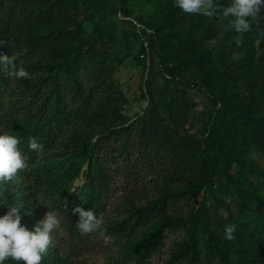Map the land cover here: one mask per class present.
<instances>
[{
	"label": "trees",
	"instance_id": "obj_1",
	"mask_svg": "<svg viewBox=\"0 0 264 264\" xmlns=\"http://www.w3.org/2000/svg\"><path fill=\"white\" fill-rule=\"evenodd\" d=\"M107 1L88 0L85 10L97 6L106 12ZM216 2L222 9L231 0ZM76 4L77 0H0V54H17V63L30 73L17 80L0 69V131L19 137L27 157L25 169L0 182V198L17 206L10 190L20 183L38 210H62L70 233L89 239L90 233L82 235L76 228L79 216L72 210L82 205L100 218L117 179L125 177L132 182L124 191L130 207L120 213L111 235L128 240L124 254L133 264H152L163 253L167 235L175 240L165 264H264V198L238 188L245 208L256 205L251 219L239 215L221 220L204 202L196 203L198 195L214 185L218 151L223 153L233 136L264 152V75L254 105L217 108L210 136L200 140L191 134L195 103L175 77L170 98H159L143 116L125 121L119 115L128 99L112 81L110 48L95 38L98 26L87 35L83 23L71 15ZM207 19L168 7L164 21L155 24L158 33L151 36V44L159 52L160 33L177 38L184 53L176 68L203 69L199 83L217 107L229 78L226 72L208 68L209 52L191 36L195 26L208 25ZM250 23V31L240 36L252 42L244 61L247 74L258 68V50L264 51V13ZM234 35L236 42L239 34ZM258 36L256 45L253 39ZM31 137L43 146L41 152L28 148ZM227 168L224 175L232 181L231 166ZM80 177L84 183L75 187ZM147 177L149 186L144 184ZM153 191L147 203L137 202ZM227 226H235L231 241L224 238ZM41 264L62 261L44 253Z\"/></svg>",
	"mask_w": 264,
	"mask_h": 264
},
{
	"label": "rangeland",
	"instance_id": "obj_2",
	"mask_svg": "<svg viewBox=\"0 0 264 264\" xmlns=\"http://www.w3.org/2000/svg\"><path fill=\"white\" fill-rule=\"evenodd\" d=\"M86 2L88 0H77V9L74 8L71 15L83 23L87 35L92 34L98 26L99 31L95 38L105 42L110 48L112 81L128 99L119 115L123 120L132 122L153 108L159 98H170L175 88L173 77L181 84L178 85L179 88H185L188 98L195 103L190 113L194 121L191 134L197 140L210 136L217 108L223 106L235 108L246 102L254 105L258 99L260 89L258 86L260 78L264 75V51L258 50L256 58L258 68L247 74L244 61L249 55L248 46L252 43L249 42L251 39L243 38L238 46L234 41L230 17H225L222 11L207 19L208 25L195 26V33L191 34L211 56L208 68L219 74L226 72L230 81L224 97L215 107L209 93L199 83L203 77V69L197 66L176 68L175 63L184 53V46L177 38H167L165 35L167 31L160 33V44L163 46L159 52L151 44V36L158 33L155 24L164 21L168 7H174L173 0H108L106 12L100 11L97 6L86 11ZM183 36L186 37L187 34L184 33ZM259 36L256 41L253 39L256 45L261 41ZM237 54L240 58L233 59ZM161 113L167 118L165 110L161 109ZM233 137L223 153L218 151L221 155L214 185L198 195L196 203L199 205L204 202L221 220L239 215L251 219L254 217L256 205L252 204L250 208H245L238 188L246 195L264 198V152L251 144L243 143L237 136ZM228 166H231L232 181L224 175ZM83 183L84 178L80 177L74 186L81 187ZM145 183L149 186L151 177H147ZM129 187H132L131 180L125 177L117 179L115 193L100 216L104 223L101 229L90 233L89 239H80L70 233L65 218L67 214L62 210L55 207L38 210L35 207L36 202L20 183L14 185L10 192L15 194L16 205L23 207L20 210L22 226L29 230H34V226L49 210L59 215L61 230L53 233V245L45 254L57 256V260H61L62 264H133L132 259L124 254L128 240L111 235V228L119 220L120 213L130 207L124 193ZM155 194L153 191L141 197V200H136L141 202L139 204H145ZM7 206L11 207V202L0 198V216L9 211ZM29 219L33 223H30ZM174 240L173 235L166 236L164 251L154 257L152 264H165ZM16 264L25 262L19 261Z\"/></svg>",
	"mask_w": 264,
	"mask_h": 264
},
{
	"label": "clouds",
	"instance_id": "obj_3",
	"mask_svg": "<svg viewBox=\"0 0 264 264\" xmlns=\"http://www.w3.org/2000/svg\"><path fill=\"white\" fill-rule=\"evenodd\" d=\"M173 5L183 13L213 16L222 11L225 17H231V28L238 35L236 44L241 43L240 36L251 29V18L264 13V0H231L227 7L218 8L216 0H173ZM18 55L0 54V69L7 72L10 77L17 80L27 79L30 73L18 64ZM234 55L233 59H239ZM21 140L16 135L0 131V182H7L27 167V157L20 148ZM28 148L37 153L43 146L38 139L31 137ZM8 207V206H7ZM23 207L11 206L9 211L0 216V264H16L23 261L25 264H41L43 254L53 245V233L61 230V219L58 214L48 211L44 214L34 230L22 226L21 209ZM79 219L76 228L82 235H87L100 229L104 221L99 218L93 209L86 210L82 205L73 210ZM235 226L224 229L226 240L235 239Z\"/></svg>",
	"mask_w": 264,
	"mask_h": 264
}]
</instances>
